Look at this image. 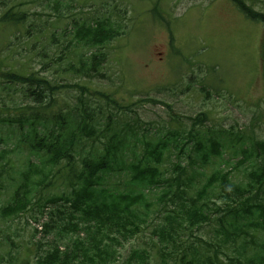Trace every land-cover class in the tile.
<instances>
[{
	"label": "trees",
	"instance_id": "16d2710c",
	"mask_svg": "<svg viewBox=\"0 0 264 264\" xmlns=\"http://www.w3.org/2000/svg\"><path fill=\"white\" fill-rule=\"evenodd\" d=\"M229 1L247 19L264 25L263 13L243 0ZM27 17L7 10L0 15V29L26 28ZM71 24L63 40L68 35L69 43L87 53L78 66L69 64L64 71L78 78H103L101 50L123 31L109 21L99 20L93 27L83 19ZM72 89L78 90L79 107L58 100L61 92ZM82 93L89 96L90 90L17 69L9 44L0 48V195L2 190L8 195L0 202V217H19L32 209L43 216L50 205L62 203L56 218L50 211L42 233L47 236L55 228L53 240L65 243L35 254L33 264H264L263 142H254L251 150L242 146L230 168L224 161L205 175L174 165L171 170L178 176L165 179V153L185 154L205 114L188 117L190 126L182 135L160 139L140 157L139 125L126 124L120 132L112 113L99 123L98 109L87 105ZM140 102L170 109L151 98ZM228 134L232 146L243 142ZM185 155L193 166L208 168L223 158L222 145L215 140L203 144L196 137ZM235 172H241L242 180H233ZM113 177H119L122 188L112 186ZM198 181V190H192ZM55 182L62 193L43 199V189ZM148 227L155 239L150 247L131 249L120 263L118 249Z\"/></svg>",
	"mask_w": 264,
	"mask_h": 264
},
{
	"label": "rangeland",
	"instance_id": "374dc122",
	"mask_svg": "<svg viewBox=\"0 0 264 264\" xmlns=\"http://www.w3.org/2000/svg\"><path fill=\"white\" fill-rule=\"evenodd\" d=\"M243 1L264 14V0ZM7 10L28 16L26 28L0 29V48L9 44L16 68L89 89V96L82 95L87 105L98 109L96 120L101 124L111 113L120 132L126 124L137 123L138 156L160 139L182 135L189 129L188 117L205 114L185 154L197 137L203 144L208 140L220 143L223 158L201 168L171 149L161 165L165 179L178 176L171 170L174 165L175 169L205 175L224 161L231 163L226 167L230 168L242 146L251 150L254 142L264 143V28L248 20L229 0H0V15ZM104 18L124 34L101 50L105 54L103 78H78L64 71L69 64L78 66L80 57L87 53L69 43L68 35L63 40L71 23ZM77 97L78 90L72 89L61 92L58 100L75 108L79 107ZM148 98L170 109L140 102ZM228 133L243 138V142L232 146ZM242 178L241 172L233 174L234 181ZM199 182L192 190H198ZM111 184L122 188L119 177H113ZM1 193L3 202L8 195L4 190ZM61 193L59 182H55L41 195L48 199ZM61 204L50 205L43 216L32 209L19 217H0V264H33L35 254L41 256L56 243L64 244L65 240H53L57 229L44 236L32 225L48 223L50 211L56 218ZM152 228L118 249L120 263L131 249L150 247L155 240ZM79 238L84 239L82 235Z\"/></svg>",
	"mask_w": 264,
	"mask_h": 264
}]
</instances>
